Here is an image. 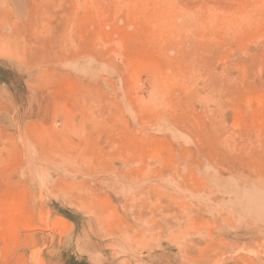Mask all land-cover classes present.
Wrapping results in <instances>:
<instances>
[{"label":"rangeland","instance_id":"obj_1","mask_svg":"<svg viewBox=\"0 0 264 264\" xmlns=\"http://www.w3.org/2000/svg\"><path fill=\"white\" fill-rule=\"evenodd\" d=\"M0 264H264V0H0Z\"/></svg>","mask_w":264,"mask_h":264}]
</instances>
